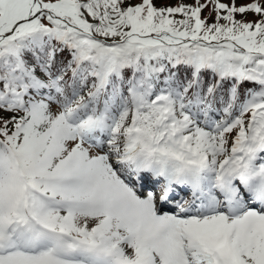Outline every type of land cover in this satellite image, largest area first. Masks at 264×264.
<instances>
[{
	"label": "snow or ice",
	"instance_id": "6c2138e0",
	"mask_svg": "<svg viewBox=\"0 0 264 264\" xmlns=\"http://www.w3.org/2000/svg\"><path fill=\"white\" fill-rule=\"evenodd\" d=\"M0 264H264V0H0Z\"/></svg>",
	"mask_w": 264,
	"mask_h": 264
},
{
	"label": "rangeland",
	"instance_id": "374dc122",
	"mask_svg": "<svg viewBox=\"0 0 264 264\" xmlns=\"http://www.w3.org/2000/svg\"><path fill=\"white\" fill-rule=\"evenodd\" d=\"M157 2H158V6H162L165 3H167V4H175V3L178 2V0H157ZM186 2L191 3L192 0H186ZM237 2L238 3H243V2H245V0H237ZM207 15H208V11L205 10L204 13H203V16H207ZM177 18H179V17H177ZM248 19H255V17L252 16V15H249Z\"/></svg>",
	"mask_w": 264,
	"mask_h": 264
}]
</instances>
